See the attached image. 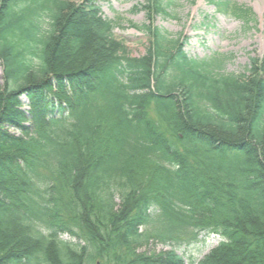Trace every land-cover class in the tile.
<instances>
[{
	"label": "trees",
	"instance_id": "1",
	"mask_svg": "<svg viewBox=\"0 0 264 264\" xmlns=\"http://www.w3.org/2000/svg\"><path fill=\"white\" fill-rule=\"evenodd\" d=\"M73 1L0 0V264H186L139 251L202 235L221 241L189 264H264V57L217 75L144 25L131 59L102 0ZM142 1L149 18L171 8Z\"/></svg>",
	"mask_w": 264,
	"mask_h": 264
},
{
	"label": "rangeland",
	"instance_id": "2",
	"mask_svg": "<svg viewBox=\"0 0 264 264\" xmlns=\"http://www.w3.org/2000/svg\"><path fill=\"white\" fill-rule=\"evenodd\" d=\"M82 1L84 0H74L73 3L78 4ZM165 1L171 3L168 15H155L150 18L143 9L145 4L142 0L99 2L102 20L112 24L115 40L123 45L125 53L131 59H141L147 55L150 36L141 29L144 25L161 30L171 40H181L189 58L197 61H216L219 65L215 71L217 75H247L252 59L264 57V0H220L250 9L255 19L249 25L236 17L220 14L211 0ZM3 85V67L0 62V89ZM93 98L97 100L99 107L104 108L108 105L109 100L106 96L104 98L93 96ZM24 109L29 108L25 105ZM151 112L153 117H157L155 111L151 109ZM11 132L15 133V131ZM170 138L180 152H185V148L176 138ZM195 161V158L190 156L191 166L195 167ZM143 172L146 177L145 171ZM117 202L119 203L118 198ZM155 225L152 224L143 231L154 235ZM199 239L198 243L186 245L174 242L162 243L152 238L139 252L157 255L174 250L186 264L198 263L221 241L216 235H202Z\"/></svg>",
	"mask_w": 264,
	"mask_h": 264
}]
</instances>
